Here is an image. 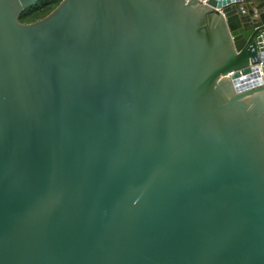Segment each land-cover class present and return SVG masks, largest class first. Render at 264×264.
<instances>
[{"label": "water", "instance_id": "water-1", "mask_svg": "<svg viewBox=\"0 0 264 264\" xmlns=\"http://www.w3.org/2000/svg\"><path fill=\"white\" fill-rule=\"evenodd\" d=\"M41 1L0 0V264H264V0Z\"/></svg>", "mask_w": 264, "mask_h": 264}, {"label": "trees", "instance_id": "trees-1", "mask_svg": "<svg viewBox=\"0 0 264 264\" xmlns=\"http://www.w3.org/2000/svg\"><path fill=\"white\" fill-rule=\"evenodd\" d=\"M61 1L62 0H42L38 4L24 11L20 15L19 21L25 24L38 21L52 12Z\"/></svg>", "mask_w": 264, "mask_h": 264}, {"label": "built area", "instance_id": "built-area-1", "mask_svg": "<svg viewBox=\"0 0 264 264\" xmlns=\"http://www.w3.org/2000/svg\"><path fill=\"white\" fill-rule=\"evenodd\" d=\"M203 2H207V0H202ZM259 72H258V77L255 78L254 80L255 81H258V79H263L264 80V72H263V69H262V65L259 66ZM254 80H251L250 82H253Z\"/></svg>", "mask_w": 264, "mask_h": 264}]
</instances>
